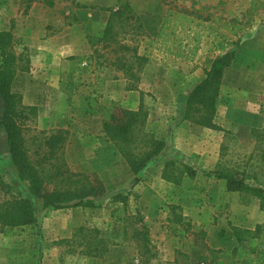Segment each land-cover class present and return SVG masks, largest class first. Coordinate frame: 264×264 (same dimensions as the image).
<instances>
[{
  "label": "rangeland",
  "instance_id": "obj_1",
  "mask_svg": "<svg viewBox=\"0 0 264 264\" xmlns=\"http://www.w3.org/2000/svg\"><path fill=\"white\" fill-rule=\"evenodd\" d=\"M52 2L0 0V30L11 33L18 56L11 90L23 106L26 147L38 160L45 137L63 131L62 148L45 164L55 174L48 187H74L96 176L105 194L92 205L62 209H43L32 199L37 224L0 231V264H264V210L207 175L246 171L248 183L264 187V0H128L145 36L156 38L168 11L194 19L171 18L178 48L153 49L131 78L108 65L107 49L90 42L102 35L109 15L101 8H116L119 0ZM253 4L259 8L250 25L237 36L227 32L225 52L235 55L221 77L213 118L219 129L185 119L187 95L204 77L205 58L222 53L209 50L211 27L220 29L211 21L242 24ZM132 39L141 52L142 42L135 34ZM116 105L145 115L139 147L148 138L165 143L138 174L101 129ZM2 111L0 100V117ZM4 134L2 171L9 164ZM168 161L194 168L196 181L184 176L173 187L162 177ZM196 182L205 184L201 197Z\"/></svg>",
  "mask_w": 264,
  "mask_h": 264
},
{
  "label": "trees",
  "instance_id": "obj_2",
  "mask_svg": "<svg viewBox=\"0 0 264 264\" xmlns=\"http://www.w3.org/2000/svg\"><path fill=\"white\" fill-rule=\"evenodd\" d=\"M47 5L52 6V0H45ZM258 6L253 4L247 11V19L242 23H221L218 17L211 22L220 26L210 30L214 32V38L210 41L209 50L222 51L214 59L205 58L206 69L204 77L190 90L187 95L184 118L191 119L196 124L210 129H219L213 122L216 113V105L219 98V87L224 70L228 68L235 52L227 48V32L231 36H237L240 31L249 26ZM109 12L103 33L100 37L90 38L92 46L101 44L102 49L112 56L111 61L105 58L108 65L120 70L125 76L131 78L140 71L148 62L153 49L169 52V48H178L175 25L171 18L176 21L188 20L193 23L194 19H187L192 13H177L168 11V14L160 23V29L156 38L145 36L139 18L133 13L128 0H119L116 8H101ZM179 22L178 24H181ZM199 25L198 23H194ZM221 28H224L226 32ZM135 34L138 41L144 45L143 50L138 52L140 43H131L132 35ZM144 36L140 38V36ZM140 38V39H139ZM11 33L0 30V100L2 102V115L0 117V131L5 132L9 153V164L4 171L0 170V231L4 228H15L37 224V216L32 199L42 202V208L62 209L67 207L92 205L94 198L105 194V187L101 179L96 176L84 179L74 187L60 186L50 188L48 184L53 181V175L47 172L46 161L53 157L55 152L62 148L66 135L59 130L45 137V153L40 159H33L24 139L22 127L24 114L20 103V96L11 90L13 79L18 70V56L11 51ZM197 42V39L194 38ZM156 44V45H155ZM240 44V40L237 42ZM198 48L195 45L194 49ZM98 52L97 47L94 53ZM132 89V88H131ZM145 121V115L140 110H130L120 106H113L107 118L101 120V129L105 137L110 140L120 152L125 162L134 174L142 171L147 163L157 156L164 148L163 140L148 138L142 147L137 145V132ZM264 132V131H263ZM57 172V171H56ZM4 173H8L10 180L7 181ZM217 179L225 180L229 191L238 192L245 199H256L259 208L264 210V187L254 186L248 183L250 175L243 171L237 173L233 170H214L207 172ZM184 176L196 181L197 171L189 165L181 168L174 166V161L166 162L162 177L178 187ZM88 177V176H86ZM70 179H63L68 181ZM53 183V182H52ZM195 194L201 197L205 191V184L195 183ZM115 216V213H114ZM120 221L119 216H115ZM259 228L256 229L257 232ZM239 238V237H238Z\"/></svg>",
  "mask_w": 264,
  "mask_h": 264
},
{
  "label": "crops",
  "instance_id": "obj_3",
  "mask_svg": "<svg viewBox=\"0 0 264 264\" xmlns=\"http://www.w3.org/2000/svg\"><path fill=\"white\" fill-rule=\"evenodd\" d=\"M0 134H2V135H3V134H4V132L2 131V133H1V131H0Z\"/></svg>",
  "mask_w": 264,
  "mask_h": 264
}]
</instances>
